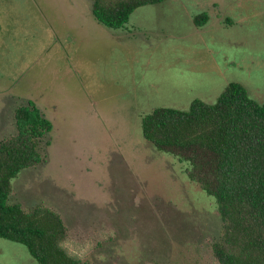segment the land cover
Returning a JSON list of instances; mask_svg holds the SVG:
<instances>
[{
    "label": "rangeland",
    "instance_id": "1",
    "mask_svg": "<svg viewBox=\"0 0 264 264\" xmlns=\"http://www.w3.org/2000/svg\"><path fill=\"white\" fill-rule=\"evenodd\" d=\"M92 3L0 0V141L29 101L52 123L43 162L12 180L10 202L54 210L67 239H96L91 264H218L215 200L144 139L141 119L213 104L229 83L263 102L264 0H163L119 29ZM0 264L37 263L0 238Z\"/></svg>",
    "mask_w": 264,
    "mask_h": 264
},
{
    "label": "trees",
    "instance_id": "2",
    "mask_svg": "<svg viewBox=\"0 0 264 264\" xmlns=\"http://www.w3.org/2000/svg\"><path fill=\"white\" fill-rule=\"evenodd\" d=\"M162 1L93 0L91 12L98 23L119 29L137 8ZM198 18L197 26L207 15ZM13 117L15 134L0 141V238L24 246L37 264H81L57 247L67 238L57 212L10 202L12 180L43 162L40 142L52 129L31 101ZM141 131L154 149L185 164L187 178L215 200L221 220V235L211 244L215 261L264 264V100L229 83L213 104L155 108L141 119Z\"/></svg>",
    "mask_w": 264,
    "mask_h": 264
},
{
    "label": "clouds",
    "instance_id": "3",
    "mask_svg": "<svg viewBox=\"0 0 264 264\" xmlns=\"http://www.w3.org/2000/svg\"><path fill=\"white\" fill-rule=\"evenodd\" d=\"M115 231L109 229L107 232H100L98 234L99 239H107L109 236H114ZM98 241L94 238L81 239L80 241H72L71 239L59 240L57 247L65 252V255L69 256L70 259L80 261L81 264L84 258L89 252L95 247Z\"/></svg>",
    "mask_w": 264,
    "mask_h": 264
}]
</instances>
